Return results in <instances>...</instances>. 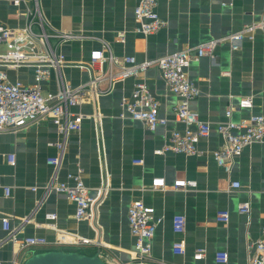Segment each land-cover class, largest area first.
<instances>
[{
  "label": "crops",
  "instance_id": "crops-1",
  "mask_svg": "<svg viewBox=\"0 0 264 264\" xmlns=\"http://www.w3.org/2000/svg\"><path fill=\"white\" fill-rule=\"evenodd\" d=\"M38 1L49 33L72 34L66 39H51L52 46L64 56L63 78L72 85L90 77L86 67L89 54L103 44L118 57L132 55L137 62L153 60L258 22L264 11V0H159L156 11L165 25L155 33L143 35L134 30L133 10L138 0ZM31 3L23 0L14 5L10 0H1L0 22L22 27L27 20L26 7ZM119 31L125 33L122 42L116 38ZM0 70L24 85L32 81L31 67L7 69L0 65ZM187 74L199 91L189 107L210 126L209 134L197 143L201 154L154 153L167 142L172 130L185 128L173 116L172 107L178 98L154 65L135 77L114 83L106 92L91 90L73 107L84 118L79 130L65 136L57 179L71 184L68 174H77L95 198L88 217L80 221L75 220L74 204L63 193L51 190L43 195V186L54 173L46 158L57 154L54 143L62 140L55 125L45 121L16 132H0L3 264H9L18 249L16 243L4 241L7 231L2 228V217L9 218L10 226L21 224L18 238L45 237L48 245L44 250L92 253L99 247L100 257L110 264H217L214 256L220 250L228 254L226 264H247V246L264 228V138L235 156L229 172L216 163L212 151L222 142L216 124L225 120L229 106L234 107V121L252 113L264 115V30L256 29L252 39L245 37L237 50H230L227 43L218 44L214 59L203 56L193 60ZM140 80L158 101V114L165 118V124L149 128L125 112L120 116L121 97H129ZM56 87L51 71L41 88L55 91ZM106 87L100 84L96 89ZM244 96L252 97V108L236 107ZM10 153L15 156L13 165L6 159ZM155 177L164 178V188L150 186ZM180 178L193 179L197 185L186 190L173 189V181ZM233 181L239 183L238 188L230 187ZM4 187H9L8 195ZM137 199L153 207L154 219L160 218L151 238L150 254L143 259L135 257V238L127 223V208ZM244 201L250 205L248 215L237 209ZM218 211L228 212L227 222L216 220ZM47 212L55 213L56 229L45 225ZM176 214L185 217L181 233L172 230L171 219ZM24 218L27 220L22 222ZM62 234L88 237L92 243L55 245L54 240ZM173 244L183 245L185 253L175 254ZM197 248L204 249L203 258L198 261L193 259Z\"/></svg>",
  "mask_w": 264,
  "mask_h": 264
},
{
  "label": "built area",
  "instance_id": "built-area-1",
  "mask_svg": "<svg viewBox=\"0 0 264 264\" xmlns=\"http://www.w3.org/2000/svg\"><path fill=\"white\" fill-rule=\"evenodd\" d=\"M1 1V0H0ZM8 1V0H4ZM12 4L19 5L23 0H10ZM159 0H138L133 13L136 20L134 30L143 35L157 32L165 25V20L156 11ZM31 5L26 7L27 20L18 27H10L0 22V65L7 69L31 67L33 76L31 83L24 85L20 79H9L5 70H0V132H16L31 124H39L45 121L52 122L61 134L62 140L54 143L58 152L54 156H48L46 163L54 168L50 180L43 186V195L53 190L63 193L74 204V218L80 221L88 217L95 198L88 192V188L77 174H68L72 183L68 184L57 179V171L61 163L65 136L69 131L81 128L84 115L73 110L79 105L91 90L97 93L108 91L112 85L128 77H135L151 65L156 66L169 89L177 96V101L172 107L176 121L185 125L183 131L172 130L163 146L154 150L155 154L174 152L180 154H201L197 148L200 138L206 137L210 132V126L206 121L198 117L197 112L189 107V102L194 99L199 91L196 85L189 79L187 69L193 60L208 56L215 57L216 46L227 43L230 50H237L245 37L252 39L256 29L264 30V11L262 18L255 23L245 24L241 29L216 38H211L183 48L153 60L137 62L132 55L118 57L113 54L107 44L90 52L86 67L91 73L83 83L72 85L62 75L61 66L64 56L52 46L51 39H66L72 36L70 32L60 31L49 33L45 28L44 19L38 0H31ZM125 33L119 31L116 38L124 40ZM82 65V64H81ZM55 75L57 87L55 91L42 90L41 83L47 80L50 72ZM100 84L106 88H98ZM119 105L123 112L133 120L143 122L147 127L153 128L156 124H165V118L159 117L158 101L150 94L145 83L140 80L134 84V89L129 97L123 96ZM253 106L252 97L239 98L236 107L250 109ZM233 106L225 110V120L216 124V130L222 137L218 148L212 151L216 163L229 172L232 159L241 154L242 150L253 143L261 142L264 138V115L249 114L237 121L231 119ZM7 162L15 163L14 154L6 156ZM142 160H138L141 162ZM197 185L193 179L180 178L172 183L173 189H191ZM150 186L162 189L165 187L163 177L152 178ZM231 188H238L237 181L230 182ZM6 195L9 187H4ZM36 190L35 186L31 187ZM41 201V200H40ZM40 203V202H38ZM238 212L249 214L248 201L241 202ZM154 209L145 205L141 199L134 200L127 208V223L130 233L135 238V257L143 259L150 254L151 238L154 235L156 225L160 218L154 219ZM45 225L56 229L54 222L55 213L44 214ZM217 221L227 222V211H218L215 216ZM27 220L24 218L22 220ZM2 228L7 231L4 241L17 244L18 252L12 257L9 264H23L31 254L44 251L48 241L43 236H23L18 238L21 224L10 226L9 218L2 217ZM172 230L181 233L185 227V217L180 214L172 216ZM62 234L54 240V244L61 245H88L92 240L88 237ZM247 264H264V228L260 236L247 246ZM31 253H30V252ZM172 251L175 254H184L185 247L181 244H173ZM204 249L197 248L193 253V259L198 261L203 258ZM217 264H226L228 254L220 250L215 253ZM0 264H3L0 261Z\"/></svg>",
  "mask_w": 264,
  "mask_h": 264
},
{
  "label": "water",
  "instance_id": "water-1",
  "mask_svg": "<svg viewBox=\"0 0 264 264\" xmlns=\"http://www.w3.org/2000/svg\"><path fill=\"white\" fill-rule=\"evenodd\" d=\"M23 264H110L100 257V248L92 253L49 249L28 256Z\"/></svg>",
  "mask_w": 264,
  "mask_h": 264
},
{
  "label": "rangeland",
  "instance_id": "rangeland-1",
  "mask_svg": "<svg viewBox=\"0 0 264 264\" xmlns=\"http://www.w3.org/2000/svg\"><path fill=\"white\" fill-rule=\"evenodd\" d=\"M65 250H72V249H65Z\"/></svg>",
  "mask_w": 264,
  "mask_h": 264
},
{
  "label": "trees",
  "instance_id": "trees-1",
  "mask_svg": "<svg viewBox=\"0 0 264 264\" xmlns=\"http://www.w3.org/2000/svg\"><path fill=\"white\" fill-rule=\"evenodd\" d=\"M76 251L81 252V251H79V250H76Z\"/></svg>",
  "mask_w": 264,
  "mask_h": 264
}]
</instances>
